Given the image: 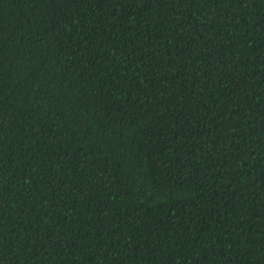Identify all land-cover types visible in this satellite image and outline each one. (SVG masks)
<instances>
[{"label": "trees", "instance_id": "1", "mask_svg": "<svg viewBox=\"0 0 264 264\" xmlns=\"http://www.w3.org/2000/svg\"><path fill=\"white\" fill-rule=\"evenodd\" d=\"M0 264H264V0H0Z\"/></svg>", "mask_w": 264, "mask_h": 264}]
</instances>
